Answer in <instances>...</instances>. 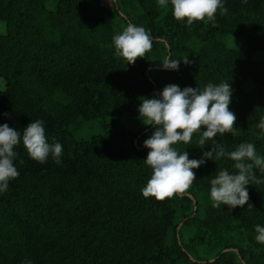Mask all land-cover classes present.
<instances>
[{
  "label": "trees",
  "instance_id": "trees-1",
  "mask_svg": "<svg viewBox=\"0 0 264 264\" xmlns=\"http://www.w3.org/2000/svg\"><path fill=\"white\" fill-rule=\"evenodd\" d=\"M221 3L228 11L218 9L213 26L177 21L170 0H110V8L100 0H0V125L22 135L40 120L47 142L63 145L59 164L32 160L22 142L14 147L19 176L0 192V264H264L255 240L264 226L259 168L243 207L212 206L211 179L237 171L227 157L194 169L187 194H141L151 177L143 141L154 126L138 118L139 98H158L168 84L228 82L237 134L216 140L229 152L250 142L264 156L256 127L264 116V0ZM129 23L153 41L131 65L112 40ZM167 57L191 63L164 70ZM199 135L174 147L200 159L211 142L198 147Z\"/></svg>",
  "mask_w": 264,
  "mask_h": 264
},
{
  "label": "clouds",
  "instance_id": "clouds-1",
  "mask_svg": "<svg viewBox=\"0 0 264 264\" xmlns=\"http://www.w3.org/2000/svg\"><path fill=\"white\" fill-rule=\"evenodd\" d=\"M109 2V0H108ZM110 3V2H109ZM168 0H158L159 7H166ZM172 15L177 21L192 25L196 21H208L215 25L218 9L226 14L228 9L221 0H170ZM116 55L128 65L138 58H144L152 50V36L142 26L129 23L120 34L112 37ZM190 64L183 59L165 58L160 66L164 70H178L180 63ZM232 88L228 82L208 83L203 89L178 85H165L159 97H140L139 119L145 126H154L150 137L143 141L149 149L144 163L151 168V177L141 189L144 198L163 201L176 194H187L196 180L194 169L202 166L206 160H219L227 157L234 161L237 170L230 174L221 170L210 181V199L213 207L227 205L230 209L243 207L249 200L247 185L260 183L254 168L264 171V156L256 152L250 142L238 144L234 151H226L222 143L217 142L218 135H236V115L230 110ZM256 127L264 134V116ZM204 130H201V129ZM199 133L198 147L203 148L211 142V148L204 151L200 159H189L187 151L178 150L175 145H191L194 134ZM23 144L27 155L38 163H44L49 156L57 164L61 162L63 145L49 143L45 136L43 122L30 121L21 132L8 124L0 125V192L7 190L8 182L18 178L19 172L13 161L17 156L14 147ZM22 163V161H21ZM252 207L251 205H249ZM255 240L264 244V226L255 227ZM26 264H31L30 261Z\"/></svg>",
  "mask_w": 264,
  "mask_h": 264
},
{
  "label": "rangeland",
  "instance_id": "rangeland-1",
  "mask_svg": "<svg viewBox=\"0 0 264 264\" xmlns=\"http://www.w3.org/2000/svg\"><path fill=\"white\" fill-rule=\"evenodd\" d=\"M101 1V3L103 4V5H105V6H107V8H110V0H109V2H108V0H100ZM3 23L2 22H0V26L2 25ZM240 44H241V42H239L238 43V45L237 46H240ZM150 137V135L148 136V138ZM191 229H192V227L191 226H189ZM189 227L188 226H186L185 228V230H184V238H187V237H185V236H187L188 234H189V231L190 230H188L189 229ZM193 233V232H192ZM209 260H211V259H209Z\"/></svg>",
  "mask_w": 264,
  "mask_h": 264
},
{
  "label": "water",
  "instance_id": "water-1",
  "mask_svg": "<svg viewBox=\"0 0 264 264\" xmlns=\"http://www.w3.org/2000/svg\"><path fill=\"white\" fill-rule=\"evenodd\" d=\"M168 58V57H167ZM136 142V141H135ZM179 195H181V194H179ZM192 197V196H191ZM193 211H194V213H195V211H196V202L195 201H193Z\"/></svg>",
  "mask_w": 264,
  "mask_h": 264
}]
</instances>
